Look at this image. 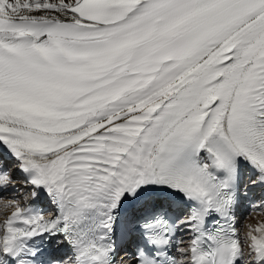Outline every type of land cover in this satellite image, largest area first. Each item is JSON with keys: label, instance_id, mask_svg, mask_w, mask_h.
Masks as SVG:
<instances>
[{"label": "snow or ice", "instance_id": "snow-or-ice-1", "mask_svg": "<svg viewBox=\"0 0 264 264\" xmlns=\"http://www.w3.org/2000/svg\"><path fill=\"white\" fill-rule=\"evenodd\" d=\"M254 189L264 0H0V264H264Z\"/></svg>", "mask_w": 264, "mask_h": 264}, {"label": "bare ground", "instance_id": "bare-ground-1", "mask_svg": "<svg viewBox=\"0 0 264 264\" xmlns=\"http://www.w3.org/2000/svg\"><path fill=\"white\" fill-rule=\"evenodd\" d=\"M257 192H258V189L252 190L250 192L251 197L252 198H258L259 194ZM243 215L246 216V219H244L243 223L255 224L257 222L264 221V214H257V213L252 212L251 215H247L244 212L243 207H241V209H240L241 220H243Z\"/></svg>", "mask_w": 264, "mask_h": 264}, {"label": "rangeland", "instance_id": "rangeland-1", "mask_svg": "<svg viewBox=\"0 0 264 264\" xmlns=\"http://www.w3.org/2000/svg\"><path fill=\"white\" fill-rule=\"evenodd\" d=\"M246 217V216H245ZM244 219L242 220V223H243Z\"/></svg>", "mask_w": 264, "mask_h": 264}]
</instances>
